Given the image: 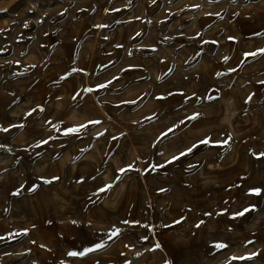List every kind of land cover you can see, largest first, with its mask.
Instances as JSON below:
<instances>
[{"label": "rangeland", "instance_id": "obj_1", "mask_svg": "<svg viewBox=\"0 0 264 264\" xmlns=\"http://www.w3.org/2000/svg\"><path fill=\"white\" fill-rule=\"evenodd\" d=\"M261 49L264 0H0V264H264Z\"/></svg>", "mask_w": 264, "mask_h": 264}, {"label": "snow or ice", "instance_id": "obj_2", "mask_svg": "<svg viewBox=\"0 0 264 264\" xmlns=\"http://www.w3.org/2000/svg\"><path fill=\"white\" fill-rule=\"evenodd\" d=\"M259 53L260 54H264V49L259 50ZM250 55L255 56V55H257V53H251ZM262 83H264V82H262ZM100 87H105V85H101ZM158 98H161L162 99V97H158ZM249 99H251V97H249ZM30 114L31 113H29V115ZM196 115H198V114H196ZM196 115H194L193 117H190V119H195L196 118ZM93 123H99V122L96 121V122H93ZM21 127H22V125H21ZM81 127H86V126L82 125ZM0 130L7 131L8 129H0ZM78 130L79 129L73 128V129H69L68 131L72 132V131H78ZM208 142H209L208 140L201 141V143H208ZM45 143H46V141H45ZM191 150L192 149H188L189 152H191ZM185 154L186 153H181L180 155L183 156ZM261 155H264V154H261ZM175 159H179V157H173V160H175ZM169 163H171V161H169ZM120 171L121 172H124L125 169H121ZM111 187H112V185H108L105 189H101V191H106V190L110 189ZM250 191H251V193H254V194L259 195L261 190L260 189H253V190H250ZM246 211H249V209H245V212ZM237 215H244V212L238 213ZM73 223H75V221ZM125 223H128V222L125 221ZM118 234H119V229H116V230H114L112 232L111 235L114 237V236H117ZM102 247H104L103 244H98V245L95 246V248H86L83 252H70L69 255H71V256H84V255L88 254L89 252L96 251V250H98L99 248H102ZM156 247L158 248L159 247V244H157ZM215 247H217V248H223V247H226V245L218 243V244L215 245Z\"/></svg>", "mask_w": 264, "mask_h": 264}, {"label": "bare ground", "instance_id": "obj_3", "mask_svg": "<svg viewBox=\"0 0 264 264\" xmlns=\"http://www.w3.org/2000/svg\"><path fill=\"white\" fill-rule=\"evenodd\" d=\"M211 167L214 169V170H217L219 168H221L219 165H218V168H216L217 164H213V163H210ZM5 178V177H4Z\"/></svg>", "mask_w": 264, "mask_h": 264}]
</instances>
